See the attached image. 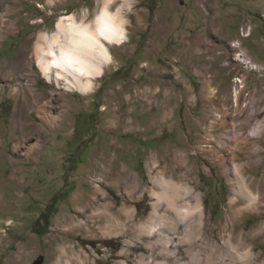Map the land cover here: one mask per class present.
I'll use <instances>...</instances> for the list:
<instances>
[{
    "label": "rangeland",
    "instance_id": "374dc122",
    "mask_svg": "<svg viewBox=\"0 0 264 264\" xmlns=\"http://www.w3.org/2000/svg\"><path fill=\"white\" fill-rule=\"evenodd\" d=\"M103 3L0 0V264L41 257L42 264H79L76 254L86 264H137L151 253L138 229L156 199L148 161L171 148L191 153L206 233L227 246L232 185L221 154L200 141L224 108L229 122L238 115L237 79L245 85L240 103H247L240 119L246 110L254 115L246 134L264 126V0H114L112 9L126 19V43L110 46L113 62L93 91L57 88L37 66L39 35L65 14L91 20ZM240 49L261 67L238 60ZM22 61L14 75L1 74ZM208 82L217 92L212 100ZM262 131L256 163L238 161L250 181L264 179ZM227 133L230 125L216 135ZM224 148L228 156L231 146ZM240 207L236 234L264 224V211L246 201ZM45 211L48 225H36ZM250 243L264 264V232Z\"/></svg>",
    "mask_w": 264,
    "mask_h": 264
},
{
    "label": "bare ground",
    "instance_id": "6f19581e",
    "mask_svg": "<svg viewBox=\"0 0 264 264\" xmlns=\"http://www.w3.org/2000/svg\"><path fill=\"white\" fill-rule=\"evenodd\" d=\"M113 1L104 0L91 20L86 16L78 18L74 13L62 15L51 33L43 32L39 35L34 48L35 59L49 83L57 88L65 87L69 90L76 89L82 92L94 90L95 79L102 77L106 68L113 62L110 46H121L128 38L126 19L120 8L112 9ZM4 26L1 20L0 38ZM238 51L236 57L238 60L253 69L261 67L253 62L243 49ZM24 64L23 61L14 63L10 67L11 70L1 74L14 75L13 73ZM237 81L240 86L237 84L234 87L233 96L238 115L229 122L227 110L224 108V112L217 115L221 117L218 118L220 121L208 124L209 129L204 140L200 141L209 150L221 154L223 172L232 185L233 197L229 215V219H232L229 221L232 222H229V226L227 224L223 227L224 231L231 230L228 232L227 246L221 245L211 236L212 234L206 233L207 215L203 195L196 185L197 169L191 153L188 149L178 151L171 148L163 150L162 154L152 155L148 161L150 176L156 188L152 194L156 199L149 218L141 222L138 229L141 234L148 236L146 241L151 253L141 254L140 258L136 259L137 264H257L256 247L254 248L250 242L264 232V224L249 232L236 234L234 230L235 219L243 209L240 207L242 202L246 201V205L252 209L264 211V179L259 181L254 178L250 181L245 174L246 168L242 163H238L243 157L247 158L248 162L256 163L257 158L261 156L260 135L264 126L261 122L256 123L249 134H246L249 119L254 115L246 110L240 119L243 114L240 107L244 108L247 103L243 105L240 103V95L245 90L244 80ZM15 87L18 92L22 91L21 85L17 84ZM204 89L210 91L212 95L209 98L214 99L217 92L209 82ZM158 91L159 87L157 93ZM225 98L229 101L231 97ZM163 116L167 123L168 113ZM228 125L233 127L232 136L229 133L223 134L225 136L216 135L218 130L227 128ZM251 141L254 142L252 146L249 145ZM225 145L231 146L228 156L225 153ZM243 145H246V151L241 152ZM125 211L131 213L129 210ZM109 216L108 220L111 222L114 216L112 214ZM72 222L78 221L72 219ZM76 257L79 264H86V260L80 254H76ZM117 264L128 263L120 261Z\"/></svg>",
    "mask_w": 264,
    "mask_h": 264
},
{
    "label": "trees",
    "instance_id": "16d2710c",
    "mask_svg": "<svg viewBox=\"0 0 264 264\" xmlns=\"http://www.w3.org/2000/svg\"><path fill=\"white\" fill-rule=\"evenodd\" d=\"M43 221V222H45L44 224L46 225H48V223L47 222H49V220H50V215H49V213L47 212V211H45L42 215H41V217L36 221V225H38L39 226V224H38V222L39 221ZM39 234H44L45 232H47V230H41V229H39Z\"/></svg>",
    "mask_w": 264,
    "mask_h": 264
},
{
    "label": "water",
    "instance_id": "95a60500",
    "mask_svg": "<svg viewBox=\"0 0 264 264\" xmlns=\"http://www.w3.org/2000/svg\"><path fill=\"white\" fill-rule=\"evenodd\" d=\"M43 262V258L41 257L40 259H37V261L35 262V264H42Z\"/></svg>",
    "mask_w": 264,
    "mask_h": 264
},
{
    "label": "crops",
    "instance_id": "0c3cea01",
    "mask_svg": "<svg viewBox=\"0 0 264 264\" xmlns=\"http://www.w3.org/2000/svg\"><path fill=\"white\" fill-rule=\"evenodd\" d=\"M19 122H20V121H19ZM19 122H18V123H19Z\"/></svg>",
    "mask_w": 264,
    "mask_h": 264
}]
</instances>
